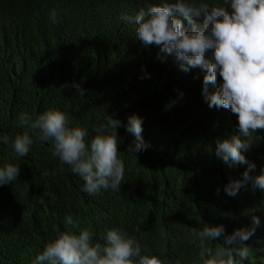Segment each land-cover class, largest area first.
I'll list each match as a JSON object with an SVG mask.
<instances>
[{"label":"trees","instance_id":"1","mask_svg":"<svg viewBox=\"0 0 264 264\" xmlns=\"http://www.w3.org/2000/svg\"><path fill=\"white\" fill-rule=\"evenodd\" d=\"M194 2L230 8L226 0ZM159 3L0 0V168H20L16 180L0 185V264H36L47 243L66 230H88L93 245H104L112 229L136 237L142 255L165 264H203L197 233L220 225L225 233L208 241L213 252L225 247L226 235L255 227L245 242L248 259L233 255L239 264H264V189L249 181L236 196L227 195L225 186L242 178L248 164L230 165L216 155L218 142L240 135L238 116L209 107L205 70L185 72L175 55L144 47L137 26L123 19ZM194 19L203 25V14ZM222 82L218 77L209 91ZM48 110L63 111L70 127L86 129L89 144L108 117L120 122L125 173L118 190L89 195L84 180L53 154L54 142L39 139L38 131L30 133L26 156L14 152L15 136L27 130L21 114L34 121ZM133 114L142 118L148 145L134 155L128 151L134 135L127 131ZM241 139L251 143L241 150L256 165L250 175H264V129Z\"/></svg>","mask_w":264,"mask_h":264},{"label":"clouds","instance_id":"2","mask_svg":"<svg viewBox=\"0 0 264 264\" xmlns=\"http://www.w3.org/2000/svg\"><path fill=\"white\" fill-rule=\"evenodd\" d=\"M230 8L209 7L207 3L194 0H161L134 17L123 19L134 23L136 39L144 47L155 45L161 54L175 55L180 67L187 72L200 67L206 71L203 94L209 107L229 109L238 116L239 136L218 142L216 155L225 163L248 164L242 178L230 179L224 191L236 196L249 181L253 189H264V175L253 177L250 173L256 165L249 162L244 152L248 151V139L257 130L264 129V0H226ZM204 16L203 25L194 17ZM55 9L51 19L55 22ZM187 21V26L185 25ZM211 50L212 55L207 53ZM222 83L215 91L209 85ZM79 89V84L74 85ZM142 118L136 114L129 117L127 131L134 135L128 151L134 153L146 150L142 136ZM21 126L27 130L15 136L12 147L19 156H26L33 144L32 134L39 132V139L54 142V155L69 165L71 170L84 180V191L98 194L101 189L118 190L125 173L124 162L119 157L120 140L116 131L120 122L111 117L96 129L95 137L87 142V130L70 127L68 116L60 110H48L34 121L21 114ZM8 137L2 138L8 143ZM20 168L7 164L0 168V185L12 183L19 176ZM219 192V189L217 190ZM72 218H66L71 225ZM260 223L253 217V225ZM255 227L241 228L226 235L225 247L214 252L208 247L209 240H216L225 233L223 225L205 226L197 233L199 238V259L203 264H239L247 260L250 247L245 243L254 234ZM92 234L83 230L75 234L71 230L60 232L47 243L36 258V264H165L157 256L141 254V245L134 236L120 229L106 233L105 244H92ZM235 253V257L233 255Z\"/></svg>","mask_w":264,"mask_h":264}]
</instances>
